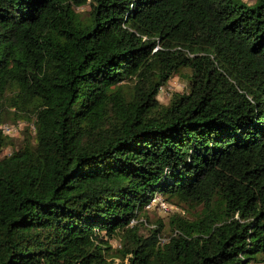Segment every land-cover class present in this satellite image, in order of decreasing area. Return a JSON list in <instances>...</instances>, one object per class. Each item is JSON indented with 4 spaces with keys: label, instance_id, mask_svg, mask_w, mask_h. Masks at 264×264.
Segmentation results:
<instances>
[{
    "label": "trees",
    "instance_id": "1",
    "mask_svg": "<svg viewBox=\"0 0 264 264\" xmlns=\"http://www.w3.org/2000/svg\"><path fill=\"white\" fill-rule=\"evenodd\" d=\"M117 259L264 264V0H0V264Z\"/></svg>",
    "mask_w": 264,
    "mask_h": 264
},
{
    "label": "rangeland",
    "instance_id": "2",
    "mask_svg": "<svg viewBox=\"0 0 264 264\" xmlns=\"http://www.w3.org/2000/svg\"><path fill=\"white\" fill-rule=\"evenodd\" d=\"M251 2V0H248ZM82 9V8H81ZM85 10H88V8L86 7ZM185 84H186V81L184 80V78H182L181 76H174L168 83V85H166L160 95H159V99L161 100V102L163 104H168L171 100V97H172V94L174 92H182L184 90V87H185ZM8 123L12 124L10 126L13 127V132L10 134V136L12 138H14L15 140V143H17V145L19 146V143L22 142L23 140V131L25 129V126L23 127L22 129V124L21 125H16L13 121H10L8 120L7 121ZM21 132V133H20ZM9 152H11V147H7L4 149V152L3 154H8ZM156 198V201H155V205L158 203V202H163L166 206H168V208L171 210H163L161 209V206H155L153 205L152 208L150 209V211L148 212V216L151 218V220H156L158 218H162L164 219L165 222L168 221L169 219V214L175 212L174 210L175 207L171 206L169 203H167L166 201H164V199L161 197V196H157L155 197ZM172 208L174 209L172 211ZM166 238V237H165ZM114 246H118V242H115L114 243ZM110 264H124L122 261H120L119 259L117 260H111L110 261ZM252 264H263V263H252Z\"/></svg>",
    "mask_w": 264,
    "mask_h": 264
},
{
    "label": "built area",
    "instance_id": "3",
    "mask_svg": "<svg viewBox=\"0 0 264 264\" xmlns=\"http://www.w3.org/2000/svg\"><path fill=\"white\" fill-rule=\"evenodd\" d=\"M4 131L6 132V133H8V134H11L12 132H13V127L12 126H10V125H6L5 127H4ZM155 201H156V198L153 200V203H155ZM158 204L164 209V210H170L169 208H168V206H166L163 202H158ZM173 209V208H172Z\"/></svg>",
    "mask_w": 264,
    "mask_h": 264
}]
</instances>
